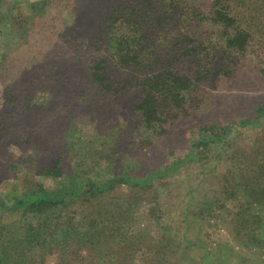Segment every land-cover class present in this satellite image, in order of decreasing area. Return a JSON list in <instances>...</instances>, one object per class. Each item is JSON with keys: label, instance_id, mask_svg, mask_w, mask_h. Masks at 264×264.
Listing matches in <instances>:
<instances>
[{"label": "rangeland", "instance_id": "obj_1", "mask_svg": "<svg viewBox=\"0 0 264 264\" xmlns=\"http://www.w3.org/2000/svg\"><path fill=\"white\" fill-rule=\"evenodd\" d=\"M29 1L31 4L39 0L24 2L22 7L26 13ZM47 1L46 11L36 24L41 23L44 28L34 27L31 30L30 48H16L13 44L7 68H0V128L5 125L6 131H9L5 133L3 130L0 137V201L6 202L8 197L15 195L14 192H29L36 181L52 188L54 181L34 176L33 171L34 166H46L59 153L63 156L65 176L88 163L105 179L121 170L128 174L156 170L164 161H172L176 154L184 153L205 121L215 117L224 120L249 118L264 102V26L252 19L257 15L256 9L263 6L261 0L227 2L239 12L243 26L251 19L253 35L243 52L226 49L219 37L218 26H212L201 17H194L193 11L207 12L211 0H151L159 13L153 12L150 17L142 19L146 23L134 32L130 49L138 50L146 46V52H151L154 58L160 60L155 68L170 60V70H173L181 59L184 70L221 73L213 83H205V93L186 95L184 107L187 115L178 112L179 117L168 121L166 133L161 135L154 130L142 135L144 130L134 109L142 88L139 74L134 67L120 69L116 66V49L108 43L112 32L107 33L99 26L102 20L110 17L108 12L115 13L119 5L124 8L127 5L136 6L141 0ZM117 16L119 19L120 15ZM140 19L137 18L138 21ZM90 20L95 22L91 29L87 27ZM131 27L128 25V28ZM125 28L124 24L120 30ZM202 45L206 47L202 48ZM193 46L196 51L190 49ZM3 47L4 42L0 38V54ZM154 58L144 64L151 63L153 66ZM200 58H203L202 61ZM102 60L105 61L102 66L108 68L115 92L121 89L119 87H125L119 93L100 92L90 82L91 67ZM26 76L31 79L30 87L24 88L30 93L26 94L30 101L21 100L19 110L24 109L26 104L30 109L25 114L16 112L10 116L5 112L11 111L17 99L10 104L4 102V86L9 81L11 83L18 77L23 79ZM17 92L9 96H16ZM193 96L201 97L199 101L192 102L189 98ZM3 104H6L4 111ZM262 120L240 128L236 140L232 141L233 148L227 147L226 153L219 151L218 147L217 150L202 153L203 158L199 159L201 155H197L193 163L178 173L153 179L149 189L121 184L98 197L94 204L77 202L69 209L76 210L80 204L98 209L100 202L111 204L127 199L137 200L127 212L131 223L130 237L125 243L128 249L114 258L120 264L124 261L127 264L145 262L147 252L151 250L146 251L145 247L158 240L162 233L175 236V239L185 234L192 243L185 252V261H179V264H241L242 254L246 252L238 242L231 241L229 223L221 219L204 223L193 212L199 210L197 208L202 204H209L216 180L220 179L229 164L227 157L230 152L236 147H240L237 151L242 152V149L250 150L256 146V138L264 131V118ZM26 126L31 131L29 143L24 141ZM214 207L212 210L218 212ZM187 211L194 220L188 217L191 229L184 232L182 219ZM11 220L15 225V216L6 218L8 222ZM129 246L138 248L133 258V250H129ZM54 250L48 253L36 248L31 252L30 260H34V264H82L91 251L88 247L77 248L73 242L67 244L62 254L60 249L54 247ZM225 250H229L225 254L227 261H221V251ZM91 256L94 260V251ZM257 256L261 261L258 264L264 262V256ZM168 261L176 263L177 258L169 256Z\"/></svg>", "mask_w": 264, "mask_h": 264}, {"label": "trees", "instance_id": "obj_2", "mask_svg": "<svg viewBox=\"0 0 264 264\" xmlns=\"http://www.w3.org/2000/svg\"><path fill=\"white\" fill-rule=\"evenodd\" d=\"M27 1L0 0V38L4 42L0 54V68H4V70L7 68L12 45L15 44L16 48H30L31 30L34 27L44 28L41 23L36 24L46 11L48 1L39 0L31 2V4L29 1V11L26 13L23 11L22 5ZM211 2V7L207 12L193 11L194 17H201L212 26H218L217 30L221 33L219 37L223 40L222 43L226 49L243 52L253 35L251 19L243 26L239 12L227 4L229 0H211ZM261 3L263 6L256 9L257 15L252 19L258 20L259 24L263 23L262 26H264V9H262L264 0H261ZM124 7L119 5L115 8V13L108 12L110 17L102 20L99 26L107 33L112 32L113 36H109L108 43L116 49V66L120 69L134 67L133 69L139 74L138 79L142 88L138 92L139 98L134 109L139 117V125L142 131L144 130L142 135H147L146 133L150 130H154L159 135L165 134V125L168 124V121L176 120L179 117L178 112H181L183 116L187 115V110L184 107L187 102L186 95L205 93V83H213L221 73L206 71L205 74L200 71L184 70L182 69L184 63L181 62V59L178 60L177 67L173 70H170L172 68L169 66L170 60L160 65L159 68H155L154 66L160 60L154 58V54L152 55L149 51H147L148 55L146 46L138 50L130 49V40L134 41V32L141 28V24L146 23L142 19L145 16L150 17L153 12L159 13V10L153 6L151 0H141L136 6L127 5L126 8ZM97 11L99 12V10ZM117 15H120L119 19ZM140 17L141 21H138L137 18ZM124 24L127 26L126 30H120ZM87 25L91 29L95 22L90 20ZM128 25H132V29L128 28ZM129 31H132L130 35L127 34ZM125 34L127 35L124 36ZM186 39L188 40V37ZM205 47L202 45V48ZM190 49L196 51L195 46ZM152 58H154L153 66L151 63L144 64L145 61ZM202 59L200 58L201 61ZM104 62L102 60L93 64L89 73L90 82L99 88L100 92L114 93L115 89L108 75V68L102 66ZM0 73L2 74V72ZM30 80V76L23 79L18 77L4 86V102L10 104L17 99L14 106L11 107L12 112L8 110L5 112L6 114L10 116L16 112L25 114L30 109L29 104H26L24 109L19 110L21 100L28 99L27 101H30L26 96L30 93L24 89L30 87ZM119 88L121 89L117 90L118 88H116L115 93H119L125 87ZM16 90L18 91L16 96H9L13 92L16 93ZM200 97L193 96L189 100L199 101ZM2 109V111L6 109V104H3ZM263 118L264 102L249 118L224 120L215 117L211 121H205L200 125L197 135L191 140V145L184 153L176 154L172 157V161H164L160 168L148 172L128 174L121 170L105 179L100 177L94 167L88 163L71 175L65 176L64 160L61 153L57 154L46 166H34V176L38 175L43 179L54 181L55 185L51 188L36 181L34 182L35 187L29 192H14L15 195L8 197L6 202L0 201V264H34L36 262L30 260V254L34 249L51 253L55 247V249H60V254H62L67 249V244L71 242L77 248L88 247L91 250L88 259L82 264H120L118 260L115 262L114 258L116 255H122L128 249V244L125 243L130 237L128 231L131 223L127 212L137 200L127 199L111 204L110 202H100L98 209L92 207L93 210L86 206L94 204L98 197L108 194L117 185L124 184L146 190L151 188L153 179H163L170 174L178 173L183 167L187 168L193 163L197 155L217 150L218 147L219 151H227V147L233 148L232 141L236 140L240 128L251 123H260ZM12 119L13 117L10 120ZM3 130L5 133L9 132L6 131L5 125H2L0 137ZM24 131L26 132L24 141L29 143L31 131L28 126L24 127ZM255 142L256 146L250 150L242 149L244 151L238 152L237 149L240 147H236L230 152L231 154L227 157L229 164L221 173L220 179L216 180L217 185L212 192L213 196L209 204H202L197 208L199 210L193 212L194 216L197 215L198 219L204 223L212 219L214 221L221 219L229 223L231 241L238 242L242 245L241 249L246 252L242 254L241 264L243 262L258 264L261 261L257 259V255L264 256L263 130ZM203 157L201 155L199 159ZM77 202L87 205L80 204L76 210L69 209ZM213 206H216L214 208L218 212L212 210ZM216 213L218 214L216 215ZM11 216H15V225L12 220L11 222L6 221V218H11ZM189 216V211H187L186 216L182 219L185 225L184 232L191 229ZM189 218L191 219V217ZM192 219L194 220L193 215ZM159 237L158 240L145 247L146 251L151 248L153 252L152 254L151 250L147 252L148 258L145 259L146 261L143 259L142 261L145 262L141 264H179V261H185V252L192 244L185 234L180 235V239H175V236L172 235L165 236L164 233ZM65 243L67 244L65 245ZM130 247L129 250H133V258L138 248ZM93 251L95 252L94 260L91 256ZM228 251H221V261H227L225 254H228ZM253 252L258 254L253 255ZM144 255L146 256V253ZM130 256L131 254L129 258ZM169 256L177 258V262H169ZM252 260L254 261L252 262ZM72 262L75 263V261ZM123 264H127V262L124 261Z\"/></svg>", "mask_w": 264, "mask_h": 264}]
</instances>
